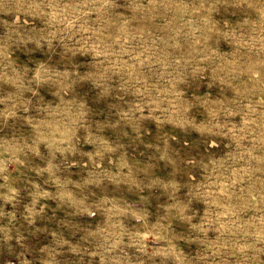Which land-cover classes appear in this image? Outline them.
Returning a JSON list of instances; mask_svg holds the SVG:
<instances>
[{
	"label": "rangeland",
	"instance_id": "obj_1",
	"mask_svg": "<svg viewBox=\"0 0 264 264\" xmlns=\"http://www.w3.org/2000/svg\"><path fill=\"white\" fill-rule=\"evenodd\" d=\"M0 264H264V0H0Z\"/></svg>",
	"mask_w": 264,
	"mask_h": 264
}]
</instances>
